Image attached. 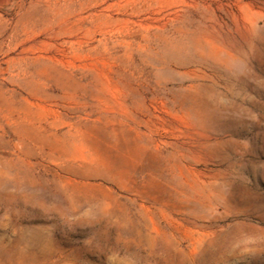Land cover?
Listing matches in <instances>:
<instances>
[{
	"label": "rangeland",
	"instance_id": "1",
	"mask_svg": "<svg viewBox=\"0 0 264 264\" xmlns=\"http://www.w3.org/2000/svg\"><path fill=\"white\" fill-rule=\"evenodd\" d=\"M0 264H264V0H6Z\"/></svg>",
	"mask_w": 264,
	"mask_h": 264
},
{
	"label": "bare ground",
	"instance_id": "2",
	"mask_svg": "<svg viewBox=\"0 0 264 264\" xmlns=\"http://www.w3.org/2000/svg\"><path fill=\"white\" fill-rule=\"evenodd\" d=\"M1 1H3V0H0V2H1ZM5 2H6V0H4L3 2H1V3H0V6H1L2 4H4Z\"/></svg>",
	"mask_w": 264,
	"mask_h": 264
}]
</instances>
